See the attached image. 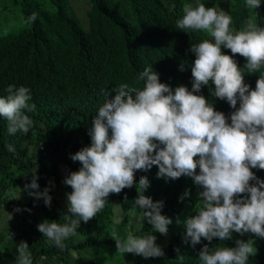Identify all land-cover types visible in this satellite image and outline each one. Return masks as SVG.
I'll return each mask as SVG.
<instances>
[{
	"label": "trees",
	"instance_id": "trees-1",
	"mask_svg": "<svg viewBox=\"0 0 264 264\" xmlns=\"http://www.w3.org/2000/svg\"><path fill=\"white\" fill-rule=\"evenodd\" d=\"M3 1L0 0V14ZM196 1L203 2L14 0L17 12L20 9L22 26L0 36V92L5 91L0 97L8 95L6 88L10 84L26 86L31 92L29 103L36 108L34 112L25 110L34 121L26 134L18 131L10 135L8 121L0 116V203L4 205L6 218L9 213L13 217L5 231H0V264H18L16 246L22 241L29 245L32 264H46L55 256L59 264H122L124 258L132 259L131 264H155L157 258L160 264H201L200 252L205 245L211 252L220 247L235 248L238 240H251L257 249L247 264H264V238L251 232L241 235L233 231L229 239L214 237L210 242L202 237L195 245L190 239L186 241V221L197 214L196 205L202 201L203 188L186 175L176 179L158 177L157 165L147 171L136 170L131 188L110 193L100 213L87 223L80 220L78 235L65 240L64 249L48 242L33 225V220L41 217L49 223L66 222L67 194L72 188L64 180L82 167L71 155L91 145L88 133L93 119L99 107L115 97L119 85L126 83L130 88L142 89L144 81L138 77L145 67L151 66L161 83L173 90L181 85L192 90L191 68L196 54L190 51L191 46L204 39L214 42L203 31L176 28V21L183 17V5L189 3L195 7ZM210 4L227 11L238 5L231 25L235 30H240L254 14L256 23L264 22V0L258 13L257 9L246 7L245 0H210ZM33 13L36 21L25 23ZM221 51L224 52L222 46ZM248 85L254 90L256 82ZM213 93L208 85H202L194 94L203 95L231 123V113L236 109ZM8 144L15 146V153L7 150ZM34 170L38 190L49 188L50 207L45 205L43 197L29 194L36 189L25 188ZM251 171L264 180V169L251 168ZM196 172L199 174V168ZM141 176L149 181L143 195L154 202L162 201L161 214L172 221L166 234H161L146 219H140L142 210L135 207V200L141 194L138 190ZM14 192L19 198H10ZM16 208L20 211H15ZM117 215L123 216V222L113 225ZM113 227L121 239L126 238L128 231L137 236H155V243L164 255L145 258L119 253L111 235ZM8 233L12 234L11 241L6 240Z\"/></svg>",
	"mask_w": 264,
	"mask_h": 264
},
{
	"label": "clouds",
	"instance_id": "clouds-1",
	"mask_svg": "<svg viewBox=\"0 0 264 264\" xmlns=\"http://www.w3.org/2000/svg\"><path fill=\"white\" fill-rule=\"evenodd\" d=\"M260 3L261 0H245L246 7L257 9V13ZM237 9L238 5L230 11L215 8L210 0L196 1L195 7L183 5V17L176 21V28L203 31L214 39L191 46L190 51L196 54L191 68V91L183 85L173 90L161 83L158 74L148 66L138 77L144 81L142 89L121 84L115 89V97L99 107L88 133L91 145L71 155L82 167L64 180L72 188L67 194L66 222L49 223L44 217L33 220L34 227L48 242L64 249V241L78 235L80 220L87 223L95 217L105 208L110 193L131 188L136 170L147 171L153 165L159 168L158 177L176 179L186 175L203 188L202 201L196 205L197 214L186 221V241L190 239L195 245L202 237L209 242L214 237L229 239L233 231L241 235L251 232L264 238V180L251 171V168L264 169V22L256 23L254 14L240 30H235L231 25ZM36 19L33 13L25 23H34ZM250 82H256L254 90H250ZM202 85H208L216 97L236 109L231 113V123L203 95L194 94ZM6 92V97H0V116L8 121V133H28L34 121L25 110L34 112L36 108L29 103L30 89L10 84ZM7 150L15 153V146L8 144ZM148 187L149 181L141 176L138 183L141 194L135 207L142 210L140 219H146L157 231L166 234L172 221L161 214L162 201L154 202L143 195ZM25 188L36 189L29 194L43 197L45 205L51 206L49 188L38 190L35 170ZM242 193L250 196L241 197ZM10 198L19 196L14 192ZM12 218L9 213L7 221ZM122 222L123 216L117 215L113 225ZM111 235L121 254L145 258L164 255L153 235L137 236L128 231L126 238L121 239L115 227ZM6 240H12L11 233ZM236 244L235 248L220 247L211 252L205 245L200 252L201 264H247L257 249L251 240H238ZM16 247L18 264H32L28 243L22 241Z\"/></svg>",
	"mask_w": 264,
	"mask_h": 264
},
{
	"label": "rangeland",
	"instance_id": "rangeland-1",
	"mask_svg": "<svg viewBox=\"0 0 264 264\" xmlns=\"http://www.w3.org/2000/svg\"><path fill=\"white\" fill-rule=\"evenodd\" d=\"M73 2L82 0H72ZM20 8V7H19ZM22 26V18L20 16V9L17 12V5L14 0H4L1 8L0 14V36L8 33L15 32ZM0 213H3L4 217L0 218V231H5V228L9 226V222L6 218L5 208L2 203H0ZM74 256V255H73ZM133 260L124 258L122 264H131ZM155 264H160V259L154 260ZM46 264H59L56 262V256L54 259H48Z\"/></svg>",
	"mask_w": 264,
	"mask_h": 264
}]
</instances>
